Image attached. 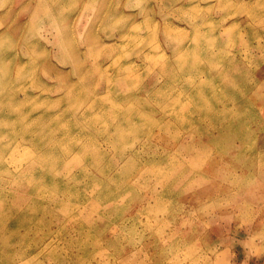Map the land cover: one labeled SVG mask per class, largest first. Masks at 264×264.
<instances>
[{"label": "clouds", "instance_id": "1", "mask_svg": "<svg viewBox=\"0 0 264 264\" xmlns=\"http://www.w3.org/2000/svg\"><path fill=\"white\" fill-rule=\"evenodd\" d=\"M0 264H264V0H0Z\"/></svg>", "mask_w": 264, "mask_h": 264}]
</instances>
